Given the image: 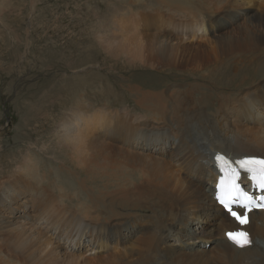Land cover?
I'll return each instance as SVG.
<instances>
[{"label": "bare ground", "instance_id": "obj_1", "mask_svg": "<svg viewBox=\"0 0 264 264\" xmlns=\"http://www.w3.org/2000/svg\"><path fill=\"white\" fill-rule=\"evenodd\" d=\"M1 1L2 5L8 6L7 0ZM243 1L258 9L248 20L243 18L239 21L241 12L236 7ZM259 1L261 3L257 6L255 2L249 0H194V2L183 0L179 1V4L181 3L178 6L179 9H175L176 1L172 0L174 6L172 11L181 13L183 17L178 19L177 25L180 28L181 26L186 29L191 27L203 34L205 32L203 25L207 24L210 29H213V26L209 25L211 21L215 25V31L233 22L241 24L240 26L246 28L244 31L247 33L244 36L234 35L219 39L211 35L210 37L198 35L196 42L191 38L185 44L186 59L193 67L189 66L184 72H172L175 76L184 74L182 78L186 76L187 83L182 93L183 98L180 100V105L184 104V110H181L182 113L179 114L169 109L172 118L170 114V117L166 118L168 120L165 119V122L170 125L168 128L156 122L147 127L142 120L144 117L127 118L125 110L121 118L115 111L111 112L112 115L101 111L94 114L92 109L82 112V109L77 107L79 105H75L79 100L76 98L67 106L71 109L65 115L67 116L65 120L59 121L54 118L52 124H56L57 129L55 128V133H50L53 136L51 145L55 148L54 152L50 149L52 153L49 155L46 151V148H50L49 144L44 143L39 150L44 151V157H41L44 161L57 163L56 167L53 165L51 168V177L56 178L55 181L71 184V191L74 190L82 196V202L79 204L80 197L69 199V202L75 201L76 206L74 205L73 209L69 208L72 211L67 216L54 213L57 204L63 208L68 209V207L63 204L64 196L59 195L54 181L50 178V169H45L46 164L40 165L37 162L39 159L36 156L37 149L31 142L26 144L28 147L23 152H17V148H6L5 153L0 152V157L3 156L5 161L8 157H13L7 164L3 163L4 169L0 167V176L8 174L10 184L14 186L18 195L34 190L40 192L47 190L40 197L37 206L38 219L61 234L66 235L69 230L74 232L73 237L78 250L73 252L71 264H160L161 261L157 262L159 260L157 255H152L155 247L160 246V241L171 243L174 240L172 246L175 245L178 237L174 234H178L180 238L184 237L182 244L190 240L191 234L201 236V239L203 237L206 239V235L209 238L217 235L220 237L216 241L218 244L216 243L217 245L210 249L213 250L212 254H208L205 249L208 247L207 241V243L202 241L205 250H201L200 247L187 249L195 255L202 256L203 252L208 254V256L204 255L207 257L205 260L200 259L201 262L198 259L194 261L191 257H186L179 252L180 255L162 264H196L194 262L210 264L208 260L212 258L213 264H264V210H252L246 213L240 207L234 208L248 219L247 225L240 227L224 211L221 203L220 206L217 205L218 194L228 190L229 174H224V167H233L239 162L248 161L250 157L264 159V0ZM156 4L158 3H154L153 0H105L103 6L115 11L119 9L142 10V12L150 10L151 12L146 13L143 19L152 24L159 20ZM248 5L247 7L251 8V5ZM115 26L118 31H115ZM124 30L123 24H115L113 28L107 30L101 27L98 34H95L97 35L95 45L108 58V55L113 59L120 58L112 65L123 69L128 74L131 70H136L137 74H139L137 70H141L140 74L143 71L151 73L167 71L170 62L175 60L183 45L178 36L172 35V42H177L172 45L166 41H156L153 37L148 46H143L141 38L139 40L134 38L135 40L129 42L132 48L126 49ZM129 30L132 31L131 33L137 31L134 26H129L127 32ZM171 47L172 60L168 52ZM4 57L6 60L9 57L12 63L17 60V55L12 53ZM19 59H21L20 56ZM176 62L178 63V60ZM118 63L123 66L120 67ZM159 68L160 71H158ZM113 72L115 69L110 70V73ZM63 80H60V83ZM134 83L137 86L127 80L124 85L127 90H131L130 93L134 92L133 101L137 103L138 109L160 111V98L156 99L158 98L156 89H149L150 85L147 81H141V84H138L134 79ZM84 104L86 103L82 105ZM198 111L210 115L211 119L204 122L197 117L199 121L194 122L191 113L194 115ZM260 117L263 118L258 127L247 126L248 122L258 121ZM122 120L128 121L131 126L127 127L129 124ZM28 122L31 123V121ZM28 122L23 126V128L28 127V130L23 129L19 140L17 139L18 145L29 141V135L35 133L34 129H30ZM33 122H36L40 128H46L45 118ZM137 129L139 131H136ZM158 131H165L167 135L165 137L155 135ZM94 136L99 139L96 140ZM106 139H109L108 143ZM163 147L168 149L165 153L170 156L172 166L164 164L161 152ZM230 156L242 157L231 158ZM65 163H68L69 167ZM42 165L43 172L37 168ZM84 169L86 173L91 174V178H88L89 182L106 181L102 185L107 191L97 190L95 185L87 188L89 182H85L78 175V170ZM181 170L184 171L183 176L178 175ZM240 176H245L244 184L235 180L240 193L264 196V190L259 187V180L251 181L244 173H240ZM219 177L220 181L215 188ZM48 188L52 190V193L48 192ZM57 192L58 195H56ZM75 207L78 209L74 210ZM203 214L208 215L206 220L190 224ZM16 222H23V220ZM139 224L149 230L142 236L140 233L138 235ZM182 226L188 229H180ZM63 228H67V232L62 231ZM4 229L5 227L0 225V255L5 258L2 257L0 260L3 262L5 260L4 264H7L8 260L14 257L16 261V258L14 254L11 257L14 252L13 247L4 243L5 234L9 235L12 230ZM237 230H243L249 234L251 239L249 247L240 249L227 240L225 234ZM82 236L87 239V245L78 241ZM134 236L137 238L134 239ZM43 237V232L36 229L29 230L28 238L37 247L27 255L18 253L26 264H29L27 259L32 255L31 259L55 256L53 249H49L51 241ZM96 240L111 241L113 249L111 253L101 256L98 251H95L97 245L93 242ZM183 248L186 247L183 246ZM62 251L63 254L67 252L64 248ZM91 252H95L93 256L89 254ZM187 259H191L193 263L186 262ZM19 262L24 263L21 259ZM43 264H54V261L48 258Z\"/></svg>", "mask_w": 264, "mask_h": 264}, {"label": "rangeland", "instance_id": "obj_2", "mask_svg": "<svg viewBox=\"0 0 264 264\" xmlns=\"http://www.w3.org/2000/svg\"><path fill=\"white\" fill-rule=\"evenodd\" d=\"M104 1L7 0L6 2L8 3V6H4L2 5L3 2L0 0V152L6 150V148H17V152H23L27 149L28 145L26 144L29 142L32 143L33 147H36V156L39 157V159L36 157L38 159L37 162L40 165L42 163L46 164L45 169H50V178L52 181H54L59 195L61 197L64 196L63 204H65L68 209L57 204L54 211L55 214H62L63 216H67L68 213L72 211L70 209H73L75 205V201L69 202V199L78 197L81 199L82 196L74 190L71 191V184H65L58 180L55 181L56 178L54 179L51 177V168L53 165L56 167L57 163L44 161V158H41L44 157V151L39 149L41 144L44 143L45 145L49 144L50 148H46V151L49 153V155L54 152L55 148H53L51 145V140L53 137L51 134L55 133V128L57 129V127H55L56 124H52V121L54 118L59 121L65 120L67 118L65 115H67L70 111L69 109H71L67 106L73 103L72 100L75 98L76 100L79 99L76 101L77 104L75 105H79L77 107L80 110L82 109V112L92 109L94 114H98V112L101 111L112 115L111 112L115 111L121 118V116L124 115L122 112L125 110L127 118L144 117L145 119L143 118L142 120H144L143 123H145L146 126H150L156 122L160 123L159 125L167 126L168 128L170 125L165 122V119L169 118L170 114L172 118L171 111L173 110L175 113L179 112V114H181V110H184V104L180 105V100L183 98L182 93H184L183 91L186 89V76L182 78L184 74L180 73L179 75L175 76L172 74V72H184L190 66V62L186 59L185 44H187L191 38L194 40V42H196V37L198 35H203L206 37H210L211 35L213 38L219 39L221 37H232L234 35L244 36L247 33L244 31L246 28H242L240 26L241 24H235L233 22L225 27H219V29L215 31V25L213 21H211L209 25L211 27L213 26V29H210L207 24L203 25L205 30L203 34H201V31H195L191 27L186 29L180 25L182 28L181 29L177 23L179 17H181L182 14L172 11V0H153L154 3H158L156 4V9L157 14H159V20L153 22L152 24H149L146 19H143L144 15L150 10H146L147 12H142V10H108L105 8V6H103ZM175 1V9H179L178 6L181 4H179V1L183 0ZM190 1L194 2V0ZM249 1L255 2L257 6L261 3L259 0ZM33 4L34 6H32ZM247 5L248 3L245 4L243 1L238 7H236V9L241 12L239 15V21H242L243 18L248 20L249 17H251L258 9L252 4L248 5H251V8H248ZM140 13L142 14L140 15ZM94 15L96 16L95 19ZM172 15L174 16L173 24ZM123 21L125 23H122ZM106 22L108 23L107 25ZM160 23L161 25H159ZM115 24H123L125 28L124 44L126 49L132 48V44L129 45V42L135 40L134 38L138 40L141 38L143 46H148L150 44L149 41L153 37V39L156 41H166L172 45V43H177L176 41L172 42V35L178 36L182 40L183 45H181L175 60L170 62L171 64L169 65V68L166 69L167 71L158 73L143 71L140 74L141 70H137L139 71V74H137L138 72H135L136 70H131L129 71L131 73L128 74L125 73L123 69H118V67H116L114 64L112 65L114 61L118 62L120 58L113 59L110 55H108V58L107 55H105L100 50V48L95 45V37H97L95 34H98L101 27L107 30L113 28ZM129 26H134L137 31L131 33L132 31L129 30L127 32V28ZM172 26H174L173 29ZM115 31H118L116 26ZM174 32L181 34H175ZM126 37L128 38V41ZM92 43H94V45ZM168 52L172 60V47ZM11 53L17 55V60H15L14 63H12L8 57L11 55ZM18 55L21 59H19ZM4 56H7L8 60L4 59L6 58ZM176 60H178V63ZM118 65L120 67L123 66L119 63ZM192 67L193 65L191 64L190 68ZM113 68L115 69V72L110 73L111 69L114 70ZM158 71H160V68ZM134 79L138 84H141V81H147L150 85H148L149 89H156V97H158L156 99L160 98V111L138 109L137 103L133 101L134 92L130 93L131 90H127L126 86L124 85V82L129 80L130 83H133L135 86H137V84L134 83ZM60 80H63L62 83H60ZM68 102L70 103L68 104ZM82 102L86 103L87 105H82ZM178 108H180V110ZM169 109L171 111H169ZM191 114L194 122L197 120L199 121V119L207 122L211 119L210 115L204 114L200 111L194 115L193 113ZM40 117L46 119V128H40L36 122H33L37 121V119H42ZM197 117L199 119H197ZM262 118L263 117H260V119L255 122H248L247 126L251 128L258 127L261 124ZM56 119L55 121H57ZM28 121H31V123ZM122 121L125 122L124 120ZM26 122H28V124L30 123V129H34L35 133L29 135V141H25L23 144L19 143L18 145L17 141L19 140V136H21L22 130H28V127L23 128ZM125 123L129 124L127 127L131 126L128 121ZM168 130H170V128ZM136 131H139V129ZM95 135L97 136V132ZM155 135L165 137L167 133L165 131H158L155 133ZM96 136L93 138H96V140L99 139V137ZM170 138H172V136H170ZM108 142L109 139H106V143ZM166 147H163L161 151L163 154L162 159L165 161L164 164H167V166H172L170 156L165 153L168 151ZM50 149L52 152H50ZM171 151L169 152L171 153ZM216 152H214V154ZM3 153H5V151ZM230 157L241 158L242 156ZM12 159L13 157H8L5 161L3 156L0 157V167L2 166L1 168L4 169L3 163L7 164ZM65 165L69 167L68 163H65ZM42 167L43 165L40 167L37 166L38 170L40 171L41 169L43 172L44 167ZM175 169L177 168L175 167ZM178 173V175L183 176L184 171L181 170ZM78 175L80 178L84 179L85 182H89L88 178H91L90 172L86 173L85 169L78 170ZM244 177L245 176H240L238 177V180L243 183ZM0 182V225L5 227V231L12 230L9 235L5 234L4 243L13 247L12 250H14V252H12L11 257H13L14 254L16 258V261L14 257L11 258V260L7 259L8 263H6L21 264L19 260L21 259L23 263L24 259H22V256L20 257L18 253L21 252L27 255L36 249L37 246L34 245V243L28 238L29 230L36 229L44 233L43 238L49 239L51 241V246L49 249H53L55 256H41L40 258L34 257L32 260V255L29 256L27 262H29V264H43L48 258H50L52 261H54V264H71L73 252L78 250V247L75 245L76 240L73 237L74 232H71L70 230L67 232L68 229L63 228L64 230L62 231L67 232L68 234H61L58 232V230H54L52 227H47L46 223L38 219L37 206L39 205L40 197L43 196L47 190L45 192L34 190L26 192L22 195H18L14 186L10 184L7 173L0 176ZM104 183H106V181H99L96 183L91 181L87 185V188L95 185L97 190L107 191V189H105L102 185ZM51 191L52 190L50 189L48 190L49 193H52ZM58 192L56 195H58ZM84 198L86 199V197ZM79 202H82V199L78 201V204ZM83 203H85L84 200ZM76 209L78 208L75 207L74 210ZM206 217L208 218V215L203 214L200 216V218H198V220L191 221L190 224L197 223L201 220H206ZM143 218L145 219L146 215L143 216ZM20 220H23V222H16ZM188 225L189 224H187V226ZM138 226V235L140 233V236L149 231L144 229L141 224ZM190 226L193 227L194 225ZM58 229L60 228L58 227ZM180 229L187 230L188 228L186 226H182ZM140 230L142 231L140 232ZM174 235L178 237V239H176L175 245L172 246V243L174 244V240H172L171 243H161L160 241V246L155 247L156 249L152 255H157L159 259L157 262L161 261L160 264H162V262H170L172 258H175L176 255H180V253L186 257H191L192 260L194 259V261H197V259L199 261L200 259L205 260L209 253L212 254L213 250L210 249H212V246L214 247V245L216 246L218 244L216 241H218L220 237V235H217L215 237L209 238V236L206 235V239L204 237L201 239V236L199 237L191 234L189 237L190 240L187 243L182 244L184 237L182 236L183 238H180L178 234ZM135 238H137V236H134V239ZM79 240L83 242L84 245H87V239L84 236L79 238L78 241ZM198 240L200 241L198 242ZM202 241L205 243H210H208V247L205 248L208 251V254L203 252L202 256H200L199 254L195 255L191 250H187L188 248L197 247L202 248L201 250H205L203 249L204 245L202 244ZM93 243L97 245V249L94 250L98 251L101 256L108 255L109 252L111 253L113 250L111 247L112 242L109 240H105L104 242L96 240ZM183 246L186 248L182 249ZM14 248L19 249L17 251ZM62 248L67 250L66 254H63ZM94 253L95 252H91L89 254L93 256ZM204 255H206V258ZM2 257L3 256L0 255L1 259ZM17 258L20 259L18 260ZM3 259L5 258L3 257ZM1 261L3 262V260H0V264H2ZM188 261H191V259L186 260V262ZM191 262L193 263V261ZM208 262L213 264L214 259H209ZM194 263L198 264L197 262Z\"/></svg>", "mask_w": 264, "mask_h": 264}, {"label": "snow or ice", "instance_id": "obj_3", "mask_svg": "<svg viewBox=\"0 0 264 264\" xmlns=\"http://www.w3.org/2000/svg\"><path fill=\"white\" fill-rule=\"evenodd\" d=\"M219 159V157H217ZM248 161L240 162L241 168L245 171L253 172V169L247 167ZM260 164L264 165V161H260ZM238 178V174L235 172H229V180H228V190L227 195L225 197L217 196V200L221 203L222 207L234 218L235 221L239 222L241 225L246 223L245 216L238 213L231 206L234 202H239L237 204L238 207L244 208L246 211H251L253 207L264 209V203L253 204L251 197L240 193L238 188L236 187L235 180ZM253 179H256L253 176ZM259 187L261 190H264V175L261 176L259 180ZM230 240L237 243L238 246H243L247 243V234L246 233H227Z\"/></svg>", "mask_w": 264, "mask_h": 264}]
</instances>
